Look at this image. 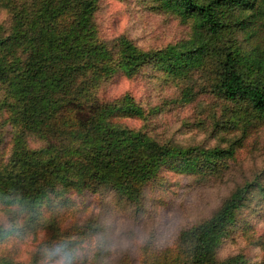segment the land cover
<instances>
[{
	"label": "trees",
	"instance_id": "obj_1",
	"mask_svg": "<svg viewBox=\"0 0 264 264\" xmlns=\"http://www.w3.org/2000/svg\"><path fill=\"white\" fill-rule=\"evenodd\" d=\"M158 1L193 15L194 33L150 55L122 35L104 44L86 40L95 0H37L30 11L8 7V22L0 25V212L11 227L0 225V264H36L46 249L81 245L86 232L66 233L57 214L68 190L105 187L137 201L155 168L187 151L121 124L119 117L142 112L127 96L99 102L91 90L99 75H129L150 56L170 69L207 56L211 91L245 101L252 116L264 118V0ZM232 33L250 52L242 53ZM249 187H236L210 216L181 230L173 246L147 253L140 264H243L239 255L217 261L212 252ZM38 233L27 261L13 255L9 246ZM119 264L133 262L124 256Z\"/></svg>",
	"mask_w": 264,
	"mask_h": 264
},
{
	"label": "rangeland",
	"instance_id": "obj_2",
	"mask_svg": "<svg viewBox=\"0 0 264 264\" xmlns=\"http://www.w3.org/2000/svg\"><path fill=\"white\" fill-rule=\"evenodd\" d=\"M36 1H1L0 25L8 22V7L30 11ZM193 33V15L181 16L158 0H95L86 40L104 44L122 35L150 55L179 45ZM232 36L242 53L250 52L241 36ZM150 57L151 62L129 75L120 70L99 75L91 84L92 94L99 102L132 98L142 115L119 117L121 124L187 151L173 153L161 162L144 182L137 201L105 187L68 190L66 204L57 211L60 225L66 233L84 230L81 245L93 236L104 237L105 247L91 264H119L124 256L140 264L147 253L173 246L181 230L206 219L236 187L248 182L249 190L212 256L221 261L239 255L243 264H263L264 118L252 116L245 101L222 98L211 91L209 57L175 69ZM4 135L8 141L9 131ZM211 149L219 153H204ZM183 156L191 164L184 163ZM37 236L28 234L9 246L13 255L27 261ZM256 239L261 243H255ZM52 261L42 255L36 264Z\"/></svg>",
	"mask_w": 264,
	"mask_h": 264
},
{
	"label": "clouds",
	"instance_id": "obj_3",
	"mask_svg": "<svg viewBox=\"0 0 264 264\" xmlns=\"http://www.w3.org/2000/svg\"><path fill=\"white\" fill-rule=\"evenodd\" d=\"M0 225H3V230L10 229V224L6 218H0ZM105 247V240L102 235L93 236L90 241L82 244L77 248H67L58 246L55 249L45 251L49 257H55L52 264H91L96 253Z\"/></svg>",
	"mask_w": 264,
	"mask_h": 264
}]
</instances>
